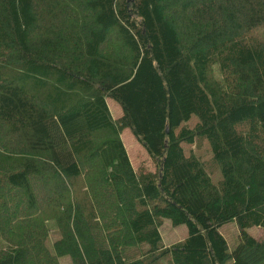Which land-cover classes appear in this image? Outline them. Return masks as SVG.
I'll list each match as a JSON object with an SVG mask.
<instances>
[{"label": "trees", "instance_id": "obj_1", "mask_svg": "<svg viewBox=\"0 0 264 264\" xmlns=\"http://www.w3.org/2000/svg\"><path fill=\"white\" fill-rule=\"evenodd\" d=\"M262 28L264 0H0V264H264Z\"/></svg>", "mask_w": 264, "mask_h": 264}, {"label": "rangeland", "instance_id": "obj_2", "mask_svg": "<svg viewBox=\"0 0 264 264\" xmlns=\"http://www.w3.org/2000/svg\"><path fill=\"white\" fill-rule=\"evenodd\" d=\"M260 37L264 36V29H259L257 31ZM107 104L113 118H118L122 114L120 105L112 98H107ZM197 121V117L193 115L189 121L183 123L182 125H189L193 127ZM181 125V126H182ZM121 139L125 145V148L128 152L130 161L132 165L136 168L139 165H142L146 170L154 171V165L152 164L149 155L147 154L144 147L137 141L135 136L132 134L130 128H124L120 133ZM199 145L196 146L195 143L192 146V150L201 158L205 164L206 170L209 172L212 181L218 183L221 180V173L218 166L214 163L210 147L206 139H197ZM186 154L190 153L191 147L189 145H183ZM50 228L47 245L49 248H52L53 242L58 238V232L53 220L47 221ZM219 232L225 237L228 244V251L231 252L239 242V229L237 224L232 221L226 223L219 227ZM246 232L255 237L258 240L264 238V228L259 226H252L246 229ZM160 233L163 240V243L166 246L181 242L185 239L188 234L187 227L184 224L172 225L169 219H163V223L160 227ZM6 242L0 238V248H5ZM60 264H70L69 257L59 258ZM167 260L164 259L160 261V264H167ZM231 260H228L226 264H231Z\"/></svg>", "mask_w": 264, "mask_h": 264}]
</instances>
